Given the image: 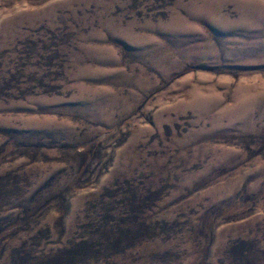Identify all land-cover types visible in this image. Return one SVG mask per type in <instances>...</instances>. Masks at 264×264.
Returning a JSON list of instances; mask_svg holds the SVG:
<instances>
[{"label":"rangeland","instance_id":"rangeland-1","mask_svg":"<svg viewBox=\"0 0 264 264\" xmlns=\"http://www.w3.org/2000/svg\"><path fill=\"white\" fill-rule=\"evenodd\" d=\"M0 264H264V0H0Z\"/></svg>","mask_w":264,"mask_h":264}]
</instances>
